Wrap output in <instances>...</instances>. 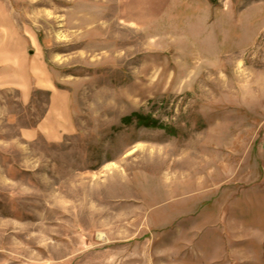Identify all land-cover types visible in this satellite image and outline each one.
<instances>
[{
    "label": "rangeland",
    "instance_id": "1",
    "mask_svg": "<svg viewBox=\"0 0 264 264\" xmlns=\"http://www.w3.org/2000/svg\"><path fill=\"white\" fill-rule=\"evenodd\" d=\"M4 28L75 126L27 139L51 89H0V264H264V0H0Z\"/></svg>",
    "mask_w": 264,
    "mask_h": 264
},
{
    "label": "crops",
    "instance_id": "2",
    "mask_svg": "<svg viewBox=\"0 0 264 264\" xmlns=\"http://www.w3.org/2000/svg\"><path fill=\"white\" fill-rule=\"evenodd\" d=\"M15 37L13 29H0V89L19 87L22 101L28 102L35 87L38 89L50 88L51 107L47 114L36 127L25 128L22 131L27 139H35L43 135L49 141H59L75 126L71 103L68 118L63 115L60 109L66 107L65 100L69 99V94L58 88L53 89V80L47 75V65L42 62L41 55H25V57L15 54ZM24 57L25 59L28 57L29 63L38 73V78L34 83L22 75L23 72L25 73L23 67H20L21 71L18 75L15 73V62L21 59L23 62L20 65L25 66ZM54 120L57 121V125H53Z\"/></svg>",
    "mask_w": 264,
    "mask_h": 264
}]
</instances>
